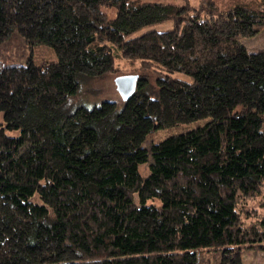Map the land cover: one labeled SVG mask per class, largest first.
I'll list each match as a JSON object with an SVG mask.
<instances>
[{
  "label": "trees",
  "instance_id": "16d2710c",
  "mask_svg": "<svg viewBox=\"0 0 264 264\" xmlns=\"http://www.w3.org/2000/svg\"><path fill=\"white\" fill-rule=\"evenodd\" d=\"M220 1L0 0V264L264 252V216L245 206L264 191V49L239 41L264 8ZM37 45L56 59L35 63ZM124 74L137 75L129 98L87 103Z\"/></svg>",
  "mask_w": 264,
  "mask_h": 264
},
{
  "label": "rangeland",
  "instance_id": "374dc122",
  "mask_svg": "<svg viewBox=\"0 0 264 264\" xmlns=\"http://www.w3.org/2000/svg\"><path fill=\"white\" fill-rule=\"evenodd\" d=\"M147 1H154V2H169V3H175V4H180L182 3L183 0H147ZM191 5H196L197 0H188ZM249 1L252 3H261L262 8H264V0H245ZM223 0L220 1L222 4ZM172 28V23L170 21H164L160 23H155L151 25L144 26L143 28L133 32L130 34L128 37H136L144 32L150 31V30H167ZM239 41L241 42L242 45L246 48L248 52H258L264 49V27L255 35L250 36V37H240ZM33 59L35 63L40 64V63H45L49 61H54L55 54L53 51L48 48L46 45H37L33 49ZM119 66L124 67V70H130L131 66L129 63H127L125 60L119 61ZM135 65V64H134ZM138 65V64H136ZM135 65V66H136ZM177 75L180 76V78H185L188 76L182 75L178 72H176ZM99 85L102 87H106V94L104 96H100L98 99H95L94 101H91L89 98H87V103L91 104L92 102L94 103H99L103 98H108V99H114L118 100L120 99V95L116 90V86L114 83V76H110L108 78H105L104 80H101L99 82ZM1 117V116H0ZM196 125V121L186 123V124H179L175 126H171L168 128H163V129H158L154 136L153 139L155 141H158L167 135L170 134H175L179 133L188 129H191ZM16 133V132H13ZM247 209H250L252 213H257L259 217L264 216V191L261 193L249 197L247 200V203L245 205ZM255 217H249L246 219L247 222H250L252 220H255ZM242 264H264V252L262 251H257V250H251V249H244L242 250Z\"/></svg>",
  "mask_w": 264,
  "mask_h": 264
},
{
  "label": "water",
  "instance_id": "95a60500",
  "mask_svg": "<svg viewBox=\"0 0 264 264\" xmlns=\"http://www.w3.org/2000/svg\"><path fill=\"white\" fill-rule=\"evenodd\" d=\"M116 90L123 100L129 98L135 90L137 75L124 74L118 75L114 78Z\"/></svg>",
  "mask_w": 264,
  "mask_h": 264
}]
</instances>
